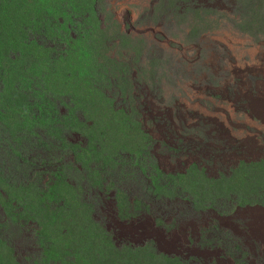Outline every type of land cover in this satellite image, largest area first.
Returning a JSON list of instances; mask_svg holds the SVG:
<instances>
[{
    "label": "rangeland",
    "instance_id": "1",
    "mask_svg": "<svg viewBox=\"0 0 264 264\" xmlns=\"http://www.w3.org/2000/svg\"><path fill=\"white\" fill-rule=\"evenodd\" d=\"M0 264H264V0H0Z\"/></svg>",
    "mask_w": 264,
    "mask_h": 264
}]
</instances>
